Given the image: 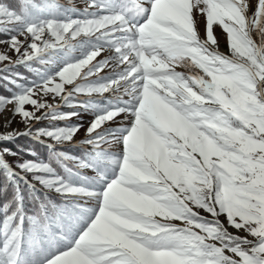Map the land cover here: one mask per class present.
I'll list each match as a JSON object with an SVG mask.
<instances>
[{
    "label": "snow or ice",
    "instance_id": "6c2138e0",
    "mask_svg": "<svg viewBox=\"0 0 264 264\" xmlns=\"http://www.w3.org/2000/svg\"><path fill=\"white\" fill-rule=\"evenodd\" d=\"M0 33L17 54L0 52L16 89L0 112L25 124L0 140L71 143L82 124L33 123L94 114L86 157L61 154L68 179L48 164L41 181L63 203L0 207V264H264V0H87L82 12L0 0ZM34 61L52 67L20 83L12 67Z\"/></svg>",
    "mask_w": 264,
    "mask_h": 264
},
{
    "label": "rangeland",
    "instance_id": "374dc122",
    "mask_svg": "<svg viewBox=\"0 0 264 264\" xmlns=\"http://www.w3.org/2000/svg\"><path fill=\"white\" fill-rule=\"evenodd\" d=\"M35 3L37 4H43L45 2L48 3H58L60 5H63L65 8H75L78 11H83V9L87 6V0H34ZM12 7H16V5H13ZM19 7V6H18ZM17 7V8H18ZM205 25H206V21L205 18L203 16H197L196 17V28L199 32V34L201 35V37L205 36ZM213 31H214V36L217 38L218 41V46H219V50L223 51V52H228V42H227V35L226 33L222 30V27L219 25H214L213 26ZM45 38H48L47 36ZM8 39V38H7ZM5 39V40H7ZM21 39L23 40L24 38L21 37ZM82 39V38H80ZM31 39L29 37V39L26 41V43H30ZM75 42V41H74ZM0 52H7V54L9 56L12 57L13 60L17 59V54L13 51H9L8 45L7 44H0ZM45 59H49V57H45ZM0 67H3L2 64H0ZM52 67V65L48 64H40L38 62H32V69L29 70V75L25 74L22 75L24 77H27V80H20V83H27L30 80H38V76L36 75V70L39 71H45L46 69H50ZM181 71H187L186 69H178ZM107 71V70H106ZM8 89H11V95L16 91L15 88L12 87H8ZM111 93L110 94H106L107 97H111ZM124 99H127V97H124ZM49 102H55L52 101L51 98L49 97ZM29 108V110H31V106H26ZM61 112L67 113V112H72V111H78V109H74V108H69V107H62L60 109ZM39 114V113H38ZM94 118V114L92 112H81V115L77 118H73L70 120H57V121H49V120H44L47 122V124L49 125V127H56L57 125L64 127L65 129L67 128H71L74 127L77 124H82L83 127L74 135L72 142L71 143H53V141L48 140V142L53 143V144H59L61 146H69V145H76L79 147V151L78 153L80 154L79 156L76 157H81V158H85L86 154H87V146L80 144L78 142H81L84 140L85 136H86V129L89 126L91 120ZM128 121L125 119L124 116H121L118 118L116 124L112 125V126H118V125H124L127 124ZM36 124V122L33 123V128L34 125ZM48 127V128H49ZM25 129V124L21 122V118L19 116H13L11 113V110H5L3 112H0V133H8L9 137H11L14 134V130L22 133L24 132ZM38 129H46L43 126H41ZM20 136H30V137H35V135H16L17 139ZM38 139L40 140H44L45 138L43 136H40ZM9 140H14V139H5V140H0L1 142H5V141H9ZM105 147H108L107 145H105ZM84 150V151H83ZM113 150H119L118 148H114ZM9 154V153H8ZM11 156V157H10ZM10 156H8V159L11 160L10 158H12V160H16L14 157V155L10 154ZM3 158V157H2ZM69 161H71V168H73L75 166L74 161L69 159ZM1 162V159H0ZM13 166H11V170L13 171H17L21 174H23V176L25 177L26 175H28L27 172H31L32 175H34L33 177H31V180L35 183V185L39 188V189H44V192H46L47 195H53L56 198L59 199L58 202H55V204L59 205L61 203H63V199L60 195H58L55 191L50 190L48 187L45 186V183H41L42 180H44V178L46 176L52 175L53 173L51 171L48 170L47 167H45L44 165H41L39 163H37V161H23V162H18L16 160L12 161ZM26 162H36V169L37 171H22L21 167H32L31 163H26ZM21 165V166H18ZM35 172H41L42 175H35ZM66 174V171H64ZM79 172L81 175L85 176V177H93L95 175V172L92 171L89 168H83V169H79ZM26 174V175H25ZM26 178V177H25ZM66 179H68V177L66 176ZM12 180H14L12 178ZM51 203V201H49ZM94 201H90L89 202V206H93L94 205ZM28 211L27 213L29 214H34L36 211H38L39 207H35L32 206V201H30V204L27 206ZM49 211L51 212L52 209L50 208ZM3 219V215L0 214V220ZM234 231V230H233ZM241 235H243L244 233H240Z\"/></svg>",
    "mask_w": 264,
    "mask_h": 264
},
{
    "label": "trees",
    "instance_id": "16d2710c",
    "mask_svg": "<svg viewBox=\"0 0 264 264\" xmlns=\"http://www.w3.org/2000/svg\"><path fill=\"white\" fill-rule=\"evenodd\" d=\"M11 6H19L20 0H6ZM8 38L7 34L0 33V40H5ZM32 63V62H31ZM13 73H20L22 75L28 74L29 70L24 65H18L12 67ZM0 75H8V73H0ZM8 87L14 88L13 85L8 84L7 81L0 79V96H11V89ZM41 126L48 128L49 125L46 121L40 120L34 125V129H38ZM8 149L10 153L16 157L15 159L19 162L23 161H37V163L47 167L48 164H51V168L55 170V175L64 177L66 179V168H71V161L69 159H64L63 164L59 162L60 155L63 153H69L71 156L76 157L80 154L78 153L79 147L76 145L61 146L59 144H54V146L48 147L42 144L40 141L30 136H20L17 139L9 140L0 143V150ZM84 151V150H83ZM7 152L3 154V159L10 165L13 166L12 158L8 159ZM11 157V156H10ZM28 177L31 179L34 175L31 172H27ZM35 175H42L41 172H35ZM18 186L10 181L7 171L0 164V207H2L6 202H11L12 207L15 208L16 205L13 202L19 197L23 199V206L25 211H28L27 206L32 201V206L39 207V203L43 201L58 202L59 199L52 195H47L40 190H31L29 186L17 179ZM18 190L20 192H18ZM38 197V199H37ZM11 210V209H10Z\"/></svg>",
    "mask_w": 264,
    "mask_h": 264
}]
</instances>
